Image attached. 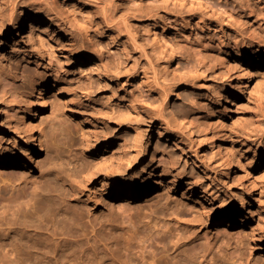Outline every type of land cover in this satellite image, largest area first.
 <instances>
[{
  "label": "rangeland",
  "instance_id": "1",
  "mask_svg": "<svg viewBox=\"0 0 264 264\" xmlns=\"http://www.w3.org/2000/svg\"><path fill=\"white\" fill-rule=\"evenodd\" d=\"M21 13L42 16L50 29L39 24L31 37L26 35L29 27L4 37L0 112L15 121L11 111L24 106L35 84L62 82L74 91L73 107L84 118L55 99L48 101L36 115L35 130V142L47 148L27 175L38 181L53 175L72 184V205L98 229L106 226L102 232L96 226L97 233L85 232L93 240L98 236L95 245L89 242V251L118 254L120 241L136 223L141 234L151 235L155 252L177 255L178 264H211L210 255L214 264H264V68L254 71L253 83L239 101L225 103L226 62L233 55L229 48L244 43L248 50L260 47L264 52V0H0V34L8 33L11 18ZM85 55L92 61L81 63ZM4 127L1 150L17 137ZM160 132L165 137L155 149L153 137ZM104 141L111 143L106 153ZM140 141L153 145L144 158L134 160L133 144ZM224 141L240 152L244 164L250 162L245 185L256 184L251 199L243 186L223 176ZM86 142L90 151H85ZM162 154L181 170L179 186L134 200L123 210L102 197L98 180L105 167H119L125 183L142 182L167 163L157 162ZM9 179L4 183L0 178V220L7 223L17 208L13 197L28 187ZM201 189L225 215L245 198L246 212H252L246 222L257 233V245L242 221L227 232L212 218L200 223L204 218L194 200ZM170 209L182 211L177 224ZM163 218L166 228L161 227ZM3 226L7 232L8 224ZM15 245L11 255L0 243V264H35L48 244L35 247L25 239ZM144 245L140 238L131 240L130 256L150 250Z\"/></svg>",
  "mask_w": 264,
  "mask_h": 264
},
{
  "label": "bare ground",
  "instance_id": "2",
  "mask_svg": "<svg viewBox=\"0 0 264 264\" xmlns=\"http://www.w3.org/2000/svg\"><path fill=\"white\" fill-rule=\"evenodd\" d=\"M11 19L8 27L9 32L6 33L5 31L0 34V48L5 45L4 37H8L9 35L16 36L19 32H25L27 27L30 28L26 34L27 37L32 36L39 24L46 25V31L50 29V24L47 22L48 20L46 19L47 21H45L42 16L21 13ZM262 50L263 49L260 47L255 51L252 49L248 50L244 46V43L240 45L233 44L229 48L228 52L233 55L231 59H228L226 62L228 96H226L225 103L239 101L245 89L252 82L253 74L256 73H254V71L264 68V52ZM80 59L81 63H89L92 61L93 57L85 55L80 56ZM32 89L33 92L27 96V99L25 98L24 106L14 107L11 111V116L17 118L15 121L6 120L4 115L0 112V132L6 131L4 127L6 126L9 127V130L17 133V137L14 138L11 147L6 150L0 149V168H9V172L3 169L0 170V178L2 181L4 180V183L5 179L7 180V178H10L12 180L14 179V182H23L24 185L28 186L22 188L17 192L15 197H13L12 203L17 208L13 210L12 214L9 216V222H3V219L0 220V243L4 246L2 247L3 250L13 255L16 246L15 242L26 239L28 242L32 240L35 247H40L44 241L48 244L46 246L47 250L40 253V257L37 258L35 264H66V262H68L67 264L71 262L72 264H102V261L105 259H110V264H178L177 255L170 257L169 255L163 256L155 252L152 244L149 243L152 238L150 237L151 235H149V237L143 235L144 233L140 232L139 228H135L136 223H132L134 229L120 241L121 249L118 254L111 252L98 256L96 252H92V249L91 252L89 251V244H91L89 242L93 237H87L85 232L89 229L94 231L96 224H94L91 219L85 220L81 210L72 205V198L75 194L72 184H68L67 180L64 178H58L53 175L45 179L43 178L42 181H38L37 178L31 174L27 175L29 172H33L34 166L39 164V155L46 145L43 142L38 144L35 142V130L39 128L36 115L45 108L48 101L55 99L75 117H80L82 119L84 116L73 107L76 98L74 91L69 85L56 81L52 84L43 82L40 85L35 84L32 86ZM65 97L68 99L63 102L62 100ZM166 101L167 98L163 103H166ZM17 102L19 103L21 101ZM164 137L165 136L161 132L153 137V141L156 140L154 144L155 149H157L158 142ZM1 141L2 138H0V142ZM150 143V141L146 143L144 141L134 142V160L142 159L147 155L148 148L153 145V143H151L152 145H150ZM110 145L111 143L109 141L103 142L104 153L107 152ZM85 146V151H90L91 148L88 142H86ZM220 146L222 158L225 163L223 176L232 177L233 182L243 186L248 199H251L253 196L252 189L256 184L249 182L248 185H245V183L249 181L248 178L251 170L250 162L244 164L246 159L242 157L240 152L231 145L229 141L221 142ZM157 162L167 163L161 167L160 172H149V175L144 177L142 182L132 179L131 182L125 183V178L120 176L116 170L119 167H105L99 175L101 180H98L99 177H97L99 188L102 190V197L107 198L112 205L118 206V210H123L127 204L134 200L143 197L146 198L159 190L166 189L170 191L179 186L181 170L177 169L175 163L166 158L163 154L160 155ZM119 166L124 165L120 163ZM76 169L75 172L78 170ZM83 171H85V169ZM40 182L41 185H38ZM189 190L190 188L188 187L182 193L181 197H184L186 191ZM123 198H125V200L121 202ZM212 200L213 197L208 195L206 190L201 189L198 196H196L194 203L199 204L198 210L204 218V220H200V223H205V218L207 221H209V218H212V222L220 223L222 231L227 232V229L238 226L239 222L242 221V227L247 226L248 228L250 242L253 245H257L255 242L258 239L257 233L254 229L250 228L246 222V220H248V213L252 214L250 211L246 212L249 206L246 199L244 198L238 206H235L238 208H236L234 212L230 211L226 215L222 209L215 206ZM1 205L2 199H0V206ZM181 212L177 209H170V214L174 216L173 220L175 224L183 218ZM162 221L163 224L161 227L166 228V219L163 218ZM5 223L8 224L7 232H5L6 229L3 226ZM102 226L104 227L105 225L100 224V231L102 230ZM43 229H46V233L42 232ZM99 229L97 228L98 231ZM98 231H96V233ZM240 231H242V228L236 233L237 236H239ZM44 234H46V237H43ZM97 237L95 236V239H92L94 245L96 244ZM138 238L145 243L144 248L142 246L141 248H149L150 250H147V252L141 250L138 254L134 252L133 256H130L128 252L130 241ZM191 241L190 239L189 242ZM156 244H159V242H156ZM190 246L194 249L192 245ZM261 249L263 250V248ZM210 254L211 253H209V255ZM196 261H198V259ZM209 261H211V264H214V258L211 255Z\"/></svg>",
  "mask_w": 264,
  "mask_h": 264
}]
</instances>
